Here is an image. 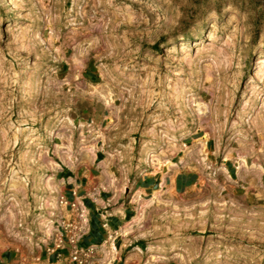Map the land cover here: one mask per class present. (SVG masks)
I'll return each mask as SVG.
<instances>
[{"label": "rangeland", "instance_id": "rangeland-1", "mask_svg": "<svg viewBox=\"0 0 264 264\" xmlns=\"http://www.w3.org/2000/svg\"><path fill=\"white\" fill-rule=\"evenodd\" d=\"M261 57L264 0H0L2 244L52 238L48 180L56 221L65 180L81 195L110 171L134 191L170 161L198 177L184 195L201 210L170 231L189 264H264Z\"/></svg>", "mask_w": 264, "mask_h": 264}, {"label": "crops", "instance_id": "crops-1", "mask_svg": "<svg viewBox=\"0 0 264 264\" xmlns=\"http://www.w3.org/2000/svg\"><path fill=\"white\" fill-rule=\"evenodd\" d=\"M197 180L194 172L186 170L166 175L165 181L157 173L149 172L135 179L134 191L114 192L112 186L92 192L86 190L81 195L83 189L76 191L78 179L76 182L65 180L64 195L84 210L79 244L94 248L84 264H189L186 246L170 231L177 217L201 210L200 206L191 208V198L184 195ZM46 210L49 214L46 217L50 219L42 218L45 222L41 219L40 224L50 229L46 234L53 233L52 238L41 244L19 240L21 248L0 241V264H34L36 260L37 264H81L71 259L66 243L64 249L55 247L63 218L74 217L75 210L67 207L69 214L62 213L56 221L53 218L57 211L50 214L48 207Z\"/></svg>", "mask_w": 264, "mask_h": 264}, {"label": "built area", "instance_id": "built-area-1", "mask_svg": "<svg viewBox=\"0 0 264 264\" xmlns=\"http://www.w3.org/2000/svg\"><path fill=\"white\" fill-rule=\"evenodd\" d=\"M61 198L65 199L68 207L75 210V215L74 217L63 218L62 229L56 238L55 247L56 249H64L66 245H69L71 259L84 264L94 251V248L91 246L83 247L79 244V238L83 230L81 220L84 210L76 201L69 200L65 195H62ZM64 243H66V245ZM58 255L59 257L62 256V251H60Z\"/></svg>", "mask_w": 264, "mask_h": 264}, {"label": "bare ground", "instance_id": "bare-ground-1", "mask_svg": "<svg viewBox=\"0 0 264 264\" xmlns=\"http://www.w3.org/2000/svg\"><path fill=\"white\" fill-rule=\"evenodd\" d=\"M262 58V57H261ZM84 58L83 57H79V56H77L76 57V59L75 60H80L78 63H76V65H75V68H82V65H83V62H82V60H83ZM264 59L262 58V59H259V62H262ZM95 148H96V146H95V144L94 145H91V151L92 152H94L95 151ZM236 158V157H235ZM145 159L151 164H154V163H156V155H155V153H152V152H149V153H147L146 154V156H145ZM237 163H238V168H239V176H240V178H245L246 177V174H247V172H248V168H246V166H245V162H243V161H241L238 157H237ZM105 163V162H104ZM106 164V163H105ZM108 165V164H107ZM172 165H173V163L171 164V162L170 161H166V162H164L163 164H162V168L164 169L163 170V172H164V181H165V176H166V173L168 172L167 170H166V168H170V167H172ZM53 166H57L56 164H54L53 163ZM108 167V166H107ZM107 167L104 165V168H105V171H107ZM168 174V173H167ZM115 179H116V177L114 178V175H112L111 173H110V171H107V182L105 183L106 185V187H112L113 185H115ZM50 181L48 180V185H49V189L51 190V197H50V199L47 201V204H48V208H49V212H50V214L53 212V211H55V209L57 208V207H60L58 204H59V196L57 195V193L60 191V187H61V185L59 184V183H57V182H50ZM124 190V189H123ZM116 191V190H115ZM56 212H54V214H55ZM51 217V216H50ZM47 218V217H46ZM45 218V219H46ZM45 219L43 220L44 222H45ZM47 219H50V218H47ZM42 221V222H43ZM51 221V220H50ZM41 222V221H40ZM42 222H41V224H42ZM47 222V221H46ZM52 222V221H51ZM50 222V223H51ZM49 223V224H50ZM45 224H47V223H45ZM44 225V224H43ZM42 225V226H43ZM50 226V225H49ZM48 226V227H49ZM46 227V226H45ZM44 227V228H45ZM52 227V226H51ZM50 228V227H49ZM48 229H46V231H47ZM48 231H50V229L48 230ZM47 231V232H48ZM46 233V232H45ZM50 233V232H49ZM50 236V235H49Z\"/></svg>", "mask_w": 264, "mask_h": 264}]
</instances>
